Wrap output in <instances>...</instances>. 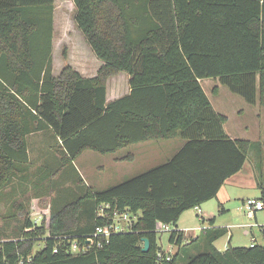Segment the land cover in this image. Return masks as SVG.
<instances>
[{
	"label": "trees",
	"instance_id": "obj_1",
	"mask_svg": "<svg viewBox=\"0 0 264 264\" xmlns=\"http://www.w3.org/2000/svg\"><path fill=\"white\" fill-rule=\"evenodd\" d=\"M72 1L73 22L102 63L91 78L70 65L52 73L55 0H0V199L15 179H27L32 133H52L67 156L62 168L85 150L106 155L176 137L185 143L163 165L63 205L54 202L47 228L32 223L13 200V212L2 218L22 217L26 232L0 242V264H264V226L263 244L224 251L213 243L228 231L213 227L214 218L187 241L176 227L184 212L216 198L242 169L248 148L260 150L258 142L228 138L226 117L214 111L199 81L218 79L264 115V0ZM121 72L131 92L107 104L106 81ZM115 212L137 216L131 230L83 250ZM158 222L176 228L168 238L178 246L170 260L157 256ZM39 237L44 247L34 253ZM198 244L203 251L195 254Z\"/></svg>",
	"mask_w": 264,
	"mask_h": 264
},
{
	"label": "crops",
	"instance_id": "obj_2",
	"mask_svg": "<svg viewBox=\"0 0 264 264\" xmlns=\"http://www.w3.org/2000/svg\"><path fill=\"white\" fill-rule=\"evenodd\" d=\"M89 48L90 47H88V49ZM91 54L93 57V61L97 63V69H99L102 63L97 58L94 57L93 53ZM75 67L76 69L75 68L74 69L84 78L94 77L97 74L96 71H98L96 69V71L93 74L88 75L83 71L84 70L83 66L75 65ZM60 72L58 73V75L60 74ZM58 75L54 74L55 77ZM112 79H113L112 87H108L109 85L106 86L107 104L115 100H118L121 97L130 94L131 92L128 85L129 76L127 73L121 72ZM120 80H122V82H120ZM203 80L205 79L199 81L201 86ZM202 88L207 98L209 99L214 111L226 117V122L224 123L223 128L230 140H241V141L253 142V143L258 142L260 145V150L259 148L256 147L248 148L246 152V160L242 169L237 174L228 178L224 182L222 187L219 189L216 198L219 201V206L221 209L220 213L224 214L225 209L222 207V204L229 202L231 200V196H230L231 191H228V189L225 187L226 185H230L234 187L240 186L244 188L247 187L257 188L260 190V192L261 189L264 187L260 179V164H261L263 148L261 147L259 130H257L258 132H256V135L253 134V132L251 131V128L259 129L258 125L255 124V122H253L250 118L249 119L253 124L250 123L246 124L247 122L243 124V122L240 121L236 123L231 122L230 118L226 114L220 111L222 107L224 108L226 107L225 105H223V103H221L222 99H219L220 89L218 88V86H214L211 89V93H208L204 87ZM214 88H216V93H213ZM242 103H243L242 108H240L238 111L235 112V114H238L237 120L242 119L243 116H245L244 111H248L251 107L248 104H246L244 101ZM257 115L258 112H255V117ZM252 134L253 136L255 135L258 137L257 138L248 137V136H252ZM31 137L35 138V140L33 141L36 148L35 150L32 149L29 143L30 142L29 138ZM27 143H28V157H29L28 170L27 173L25 174L27 176V179L24 182L15 179L13 185L4 190L5 195L2 199L5 200L7 198L6 195H8L11 192H14V195L9 198H11L10 199L11 201L18 200V198H20L21 195L19 193L21 192L19 184H22L25 191V195H27L28 200L44 201L46 199H49L48 203L51 208V206L54 205V202H58L60 205H63L64 202L73 200L75 197L78 198L80 196H83L87 190H91V192H96V191H103L107 188L112 187L110 186L101 190L94 189L92 187V184L94 185L104 184V180H105L103 178L104 174L99 172L95 181H93L91 184L87 183L85 179L82 177V175L79 173L77 164H81L82 166H84L88 176H90L91 171L93 169L101 170L106 166L105 163L102 162L103 160L111 159V165L114 166L113 167L114 169L120 171V173L123 170H128L129 172L136 174L135 176L133 175L132 177L120 182L123 183L133 177H136L155 167L167 163L181 149L185 141L182 140L180 137H176L173 139H163V140H148V141H143L128 145L126 147H123L115 151L112 154H106V155L98 154L97 152L92 150H85L71 163L69 169L73 174V175L71 174L72 179L70 177H65V174L63 172L64 168L59 167L60 163H62V161H64V159L67 158V156L63 154L61 148L57 147L56 141L53 138L51 132L44 131V132L32 133L28 136ZM249 159L251 160L250 162ZM48 189L50 193L53 192V195L50 196L46 194V191ZM69 190H71L70 193L68 192ZM249 198L256 199L255 197H245L242 199V203ZM182 215L180 216L179 220L176 223L177 229L182 231L183 235L186 236L187 238L197 237L201 231V229L199 228L200 226L198 228H188L184 226L182 227L181 226ZM201 217L203 218V220H200V218L199 220L202 224H204V228L208 227L207 221L211 218H214L213 227L225 228L228 231V229H230L233 226H237V227L239 226L243 228L244 236L247 237L252 235V232L250 231V229H252V226H249L250 229H247L244 228L245 225H241L239 223H237L238 225L218 224L216 220V216L211 215V212L210 213L203 212ZM205 222H207V224H205ZM201 228L203 229V227ZM195 231L197 233H193ZM253 239L254 238L252 237L251 243ZM232 240H233V234H230L227 240L226 247L221 250H219L215 245L217 241H215L213 245L217 250L224 251L228 245L231 246Z\"/></svg>",
	"mask_w": 264,
	"mask_h": 264
},
{
	"label": "rangeland",
	"instance_id": "obj_3",
	"mask_svg": "<svg viewBox=\"0 0 264 264\" xmlns=\"http://www.w3.org/2000/svg\"><path fill=\"white\" fill-rule=\"evenodd\" d=\"M74 5L72 0H55L54 2V13H53V42H52V71L55 75L66 66L70 65L76 69L75 65L83 66L84 72L88 75L93 74L97 69V63L93 61L92 51L90 48L88 49V45L81 34V32L77 29L73 22L74 16ZM95 57V56H94ZM96 58V57H95ZM98 70V69H97ZM97 73V71H96ZM53 74V75H54ZM118 75V74H117ZM115 75V76H117ZM109 77L106 81V86L112 87L113 84V77ZM122 82V80H120ZM125 85V84H124ZM214 86H218L220 89L219 99H222L221 103L225 105L226 108L222 107L221 112L226 114L231 122L236 123L238 121L243 122V124H255L258 125V128H251L253 134L256 135L257 130H259V137L261 142L262 149V158L260 164V179L264 185V115L261 113L257 106H251L248 111L245 112V116L242 119L237 120V115L235 114L240 108H242V99L235 94H232L230 90L219 83L218 79H205L202 82V87H204L208 93H211V89ZM230 99V100H229ZM216 100V98H215ZM217 102V101H216ZM231 102V103H230ZM229 105V106H227ZM258 108V111H257ZM255 112H258V115L255 117ZM247 118V119H246ZM251 120H250V119ZM257 121V122H256ZM244 132V131H243ZM248 136V137H255L258 136ZM35 138H29V143L33 150H35L34 141ZM110 156V155H108ZM251 160L249 159V162ZM102 162L105 163V167L103 169H93L91 171V175L88 176L85 167L81 164H77V168L79 173L85 179L87 183H92L98 176V173L101 172L104 174L103 178L104 184H92V187L96 190L105 189L107 187L113 186L117 183L122 182L125 179H128L135 176L136 174L129 172L128 170L118 171L114 169L111 165V159H105ZM70 167L67 166L63 169L64 174L68 175L72 179V172L69 169ZM138 170V168H137ZM73 175V174H72ZM228 191H231L230 196L231 200L222 204V207L225 209V213L221 214L219 212L220 206L219 201L217 198H213L208 202L201 204L199 206L201 212L210 213L211 215L216 216V220L218 224L222 225H235L237 223L241 225H245L244 228L250 229L249 226H252L250 231L252 235L244 236L243 228L233 226L228 229V234L224 235L216 242V247L221 250L224 249L227 245V240L230 234H233V240L231 242V246L233 247H249L251 244V238L253 237L256 244H263V239L260 233V226H264V211L255 212L253 218H248L243 207L242 199L245 197H255L259 199L261 197V192L257 188H244L238 186H225ZM21 192H19L20 198L15 200L16 202H20L24 205L25 211L27 216L29 217L30 221L36 226L43 225L45 228L48 227L49 219H50V205L49 199L44 201H37V200H28L27 195H25V191L23 187H20ZM264 189V187H263ZM6 192V191H5ZM69 193L71 190L68 191ZM18 193V194H19ZM47 195H53V192L50 193L49 189L46 191ZM11 194L9 193L7 198H9ZM9 199H0V242L6 240H16L22 239L23 234L25 231L24 229V219L19 217L18 219H4L2 218L5 212H13V203L15 201H11ZM11 207V208H10ZM202 215V214H201ZM209 215V214H208ZM225 215V216H223ZM200 216V215H199ZM199 216L197 211L193 208L189 211H186L181 218V226L188 227V228H204V224H202L199 220ZM137 217V216H135ZM132 216L133 219H135ZM137 219V218H136ZM207 224V222H205ZM238 225V224H237ZM193 233H197L196 231ZM48 232L42 236H47ZM169 234L168 233H158L157 234V244L158 246L165 252H172L174 250V246L170 245L168 242ZM33 252H37L44 247V242L39 238H36L34 241ZM74 242L71 246V252L73 254H77L79 252V247L75 245ZM196 253L202 252V244H198L196 247ZM194 255V254H193Z\"/></svg>",
	"mask_w": 264,
	"mask_h": 264
},
{
	"label": "built area",
	"instance_id": "obj_4",
	"mask_svg": "<svg viewBox=\"0 0 264 264\" xmlns=\"http://www.w3.org/2000/svg\"><path fill=\"white\" fill-rule=\"evenodd\" d=\"M243 207L245 209L247 217L253 218V215L255 214V212L264 211V202L259 200V199L249 198L243 202ZM194 209L197 211L198 216L200 215L199 216V218H200L201 214H202L200 208L198 206H196V207H194ZM98 215L101 217L105 216L103 208L100 207V209L98 211ZM132 216L135 217V215H132L128 212H122V213L115 212L113 218L111 219V221L107 225H105L104 227L96 228L93 235L88 238L86 245L83 246V250H88L91 247L101 248L103 245V242H105V243L108 242V238L112 233H122V232L130 231L132 225L136 222V217H135V219H133ZM174 230L176 231V228L173 225L164 224V223H160V222H158L156 224V228H155V232L157 234L158 233L171 234ZM178 231H180V230H178ZM180 232H182V231H180ZM183 237L185 240L188 239L184 235H183ZM100 238H102L103 240H101ZM254 242H255V240L253 239L250 246H253ZM170 245L174 246V250L172 252H165L160 248V251L158 252L157 256L159 258H161L164 255H169L167 257V260H170L171 259L170 255L175 254L178 250L177 245H175V244H170ZM54 252H55V250H54Z\"/></svg>",
	"mask_w": 264,
	"mask_h": 264
},
{
	"label": "water",
	"instance_id": "obj_5",
	"mask_svg": "<svg viewBox=\"0 0 264 264\" xmlns=\"http://www.w3.org/2000/svg\"><path fill=\"white\" fill-rule=\"evenodd\" d=\"M142 242H143L142 252H147L149 250V241L148 239L143 238Z\"/></svg>",
	"mask_w": 264,
	"mask_h": 264
}]
</instances>
